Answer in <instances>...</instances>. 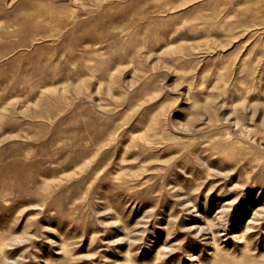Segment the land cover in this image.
<instances>
[{"label": "rangeland", "instance_id": "obj_1", "mask_svg": "<svg viewBox=\"0 0 264 264\" xmlns=\"http://www.w3.org/2000/svg\"><path fill=\"white\" fill-rule=\"evenodd\" d=\"M0 264H264V0H0Z\"/></svg>", "mask_w": 264, "mask_h": 264}]
</instances>
